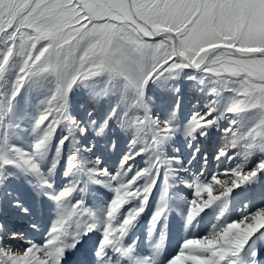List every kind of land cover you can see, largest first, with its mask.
Listing matches in <instances>:
<instances>
[{
    "label": "snow or ice",
    "instance_id": "1",
    "mask_svg": "<svg viewBox=\"0 0 264 264\" xmlns=\"http://www.w3.org/2000/svg\"><path fill=\"white\" fill-rule=\"evenodd\" d=\"M0 264H264V0H0Z\"/></svg>",
    "mask_w": 264,
    "mask_h": 264
}]
</instances>
